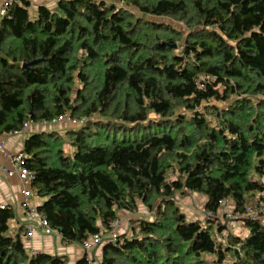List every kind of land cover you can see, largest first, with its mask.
Returning <instances> with one entry per match:
<instances>
[{
	"label": "trees",
	"instance_id": "trees-1",
	"mask_svg": "<svg viewBox=\"0 0 264 264\" xmlns=\"http://www.w3.org/2000/svg\"><path fill=\"white\" fill-rule=\"evenodd\" d=\"M12 0L0 16V134L69 114L65 134L26 137L39 210L66 243L107 235L120 211L150 215L77 264H264V224L190 219L264 202V0ZM158 17L173 22L158 21ZM37 60L34 64H29ZM29 64L28 66H24ZM0 207V264H68L29 252Z\"/></svg>",
	"mask_w": 264,
	"mask_h": 264
},
{
	"label": "crops",
	"instance_id": "crops-1",
	"mask_svg": "<svg viewBox=\"0 0 264 264\" xmlns=\"http://www.w3.org/2000/svg\"><path fill=\"white\" fill-rule=\"evenodd\" d=\"M5 1L6 0H0V8ZM58 1L59 0H30V11L33 15H36L37 9L40 5H46L51 8H56ZM106 1L111 3L120 2V0ZM77 124V121H59L54 124L33 122L29 124V126L23 133L11 132L0 134V143H2L4 147V151L0 149V165L6 166L8 168L13 167V163L9 155L23 151L26 137L30 134L52 129L65 134L68 129L74 127ZM26 188L27 186L23 184L18 174L7 176L0 172V204L8 205L14 210L15 217L11 220L10 223L12 229H19L21 227H24L26 223L30 222L38 223L36 219L30 218L28 210L23 207V201L25 198L24 191ZM190 194H194V197L196 196L195 202L192 204H190L191 202L185 201V197H188ZM258 197V194H252L249 198V203L255 202ZM178 200L180 205V200H183V202L185 201L187 203L184 205L182 204L181 207L190 219L204 218L203 209L207 200L206 196L198 193H181L178 195ZM43 201L44 198L38 196L36 194V191L34 190V193L31 197V206L39 208ZM189 205L192 206L188 207ZM227 208L229 210L234 209V204L232 203V201L229 203ZM148 215H150L148 209L142 204L137 213L120 211L119 219L121 220V225L118 227V230L120 229L123 233L126 231H130L131 220ZM231 229L235 230L234 228ZM24 241L29 252H46L53 255H63L68 259V264H77L78 260L87 254L82 244L66 243L64 242L61 234L57 232L53 234H44L42 231L36 232L31 237L25 235ZM101 249L102 246L100 244L92 251V255L94 254L98 259H100Z\"/></svg>",
	"mask_w": 264,
	"mask_h": 264
},
{
	"label": "built area",
	"instance_id": "built-area-1",
	"mask_svg": "<svg viewBox=\"0 0 264 264\" xmlns=\"http://www.w3.org/2000/svg\"><path fill=\"white\" fill-rule=\"evenodd\" d=\"M12 0H6L3 5L0 8V15H5L7 11L8 5L11 3ZM74 121L72 117L67 113V114H62L50 121H39L42 123H57L59 121ZM32 123L31 121H28L25 123L24 127L21 130L15 131L14 133H23L26 128L29 126V124ZM0 149L4 151L3 144L0 143ZM13 167L8 168L6 166L0 165V172L7 176H11L14 174H18L21 181L23 182L24 185L27 186V188L24 191V201H23V207L28 210V214L30 218L36 219L38 223L35 222H30L25 224V234L28 237L33 236L34 233L42 231L44 234H53L56 233L54 229H52L48 221L45 217V214L40 211L38 208L32 207L31 206V197L34 193V188H33V180L35 178V172L31 170L29 167L26 165V155L24 152H18L15 154L9 155ZM231 200L227 199L223 201L220 207V211L218 214H213L212 212H207L205 209H203L204 213V219L207 216H213L216 219V222H219V220H222L224 218H233L236 220H240L243 218H249L255 221H258L262 224H264V202L262 200H256L253 203L247 204L246 208L243 211H234V210H229L227 207ZM0 207H5V204H0ZM120 225V219H116L113 221L111 227V231L107 233V235L103 234H94L92 235L89 239H86L83 243L82 246L87 252V257L88 260L91 258V253L97 247L100 245L105 238L107 239H115L118 236V227ZM58 233V232H57ZM91 262V260H90Z\"/></svg>",
	"mask_w": 264,
	"mask_h": 264
},
{
	"label": "rangeland",
	"instance_id": "rangeland-1",
	"mask_svg": "<svg viewBox=\"0 0 264 264\" xmlns=\"http://www.w3.org/2000/svg\"><path fill=\"white\" fill-rule=\"evenodd\" d=\"M113 3V2H112ZM116 4H120V2L119 3H116ZM156 20H158V21H169V22H173L174 24H176L177 26H180V24H178V23H175L171 18H168V17H158V18H156ZM64 121H67V120H64ZM67 122H72V121H67ZM196 197V196H195ZM195 197H194V194H190L188 197H185L184 199H185V201H187V202H191L190 204H192V203H194L195 202ZM181 201V205L183 204H187L185 201L183 202V200H180ZM185 206H187V205H185ZM190 206H192V205H189L188 207H190ZM184 207V206H183ZM232 220H230L229 222H230V224H229V227H231V228H234L235 230V232H237L238 234H242V235H246V234H248L249 233V230H248V228H246L244 225H242V223L241 222H239L238 220H236V219H233V218H231ZM121 221V220H120ZM120 225H121V222H120ZM119 225V226H120ZM121 228V227H120ZM118 232H121V230L119 229L118 230ZM102 245V244H101ZM91 255H92V253H91Z\"/></svg>",
	"mask_w": 264,
	"mask_h": 264
},
{
	"label": "water",
	"instance_id": "water-1",
	"mask_svg": "<svg viewBox=\"0 0 264 264\" xmlns=\"http://www.w3.org/2000/svg\"><path fill=\"white\" fill-rule=\"evenodd\" d=\"M37 62V60H35V61H32L31 63H29V64H34V63H36ZM29 64H25L24 66H28Z\"/></svg>",
	"mask_w": 264,
	"mask_h": 264
}]
</instances>
